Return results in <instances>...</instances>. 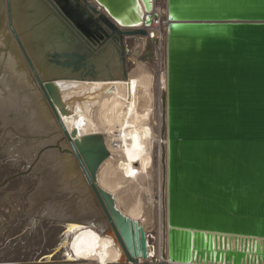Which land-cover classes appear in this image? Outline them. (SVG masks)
Wrapping results in <instances>:
<instances>
[{"label": "water", "instance_id": "obj_1", "mask_svg": "<svg viewBox=\"0 0 264 264\" xmlns=\"http://www.w3.org/2000/svg\"><path fill=\"white\" fill-rule=\"evenodd\" d=\"M48 1L88 47L111 40L123 58L124 37L145 35L138 28L158 17L154 0H94L105 13L88 0ZM166 9L162 263H148L155 249L143 227L96 186L108 158L103 137L70 141L71 149L122 251L119 264H264V0H167ZM147 50L141 59L153 58L151 42Z\"/></svg>", "mask_w": 264, "mask_h": 264}, {"label": "bare ground", "instance_id": "obj_2", "mask_svg": "<svg viewBox=\"0 0 264 264\" xmlns=\"http://www.w3.org/2000/svg\"><path fill=\"white\" fill-rule=\"evenodd\" d=\"M44 1L0 0V112H10V108L15 104L14 94L21 92L25 95L26 105H29L28 113L23 109V114H28V119H37L31 126L40 128V131H45L47 135L51 134L50 138L38 142V147L44 146L40 150H46L47 147L51 149L43 151L47 168L40 166L48 173V177L38 175L40 178L35 180L38 181L37 185L42 184L40 187L45 184L38 188L40 194L37 198L36 192L34 193L32 201L35 200V204L31 210L36 211L37 205L48 201L47 198L54 192L51 189L63 188L62 190H70V195L65 199L67 207L70 206L69 213L80 215L85 218V222L89 219L90 225L95 223L98 227L88 229L85 239L76 235L77 233L72 234L74 231L70 233L71 227L58 232L43 233L41 242L35 240V237L26 238V241L34 240L31 246L33 250H26V253L17 252L16 256H5L6 258L0 259V264H36L42 256L45 258L39 262L41 264L122 262L123 254L115 244L113 233L101 231L108 225L70 145V141L76 143L92 135L102 136L108 151V158L98 171L96 186L114 197L117 209L125 216L126 201L129 200L132 220L138 221L143 227L150 246L155 242L158 244L157 248L154 246V255H149L150 249L148 250V263H162L161 255L165 246L162 188L166 182L162 147L164 145L165 151L167 150V140L162 138L161 128L162 94L167 83V0H154L152 14L158 15L157 19L153 20L151 26L138 28L145 30V35L124 37V58L120 55L119 45L111 40L99 49H102L99 53H94L59 10L48 0ZM88 2L105 13L94 0ZM72 3L77 7L74 0ZM150 42L153 45V58L150 60L146 57V60H143L141 58L148 54L147 46ZM63 46L67 48L62 49ZM80 65H84V69L76 70ZM124 66L126 80L123 75ZM20 119L23 118L20 116ZM24 120L26 121V117ZM27 126L26 130L29 131L31 128H27L30 124ZM31 131L32 135L34 132ZM40 150L37 153L39 157ZM133 152L139 153L138 156L136 154L137 163L140 162L138 165L133 163ZM133 164L138 168L135 169ZM30 176L28 179L34 178ZM26 179L7 184L8 187L4 188L2 194L5 195V190L10 193L22 185H27ZM1 180L0 178V182ZM23 189L26 190L25 187ZM63 192L65 193V190ZM59 198L57 200H60ZM57 200L52 204L57 203ZM95 217L97 219L92 221ZM17 239L18 236L12 237L9 242ZM145 262L140 259L138 264Z\"/></svg>", "mask_w": 264, "mask_h": 264}, {"label": "rangeland", "instance_id": "obj_3", "mask_svg": "<svg viewBox=\"0 0 264 264\" xmlns=\"http://www.w3.org/2000/svg\"><path fill=\"white\" fill-rule=\"evenodd\" d=\"M47 5H48V7L50 9H52L49 4H47ZM0 15H1V6H0ZM61 48L64 49V48H67V47L63 46ZM101 50H99L98 52L94 51V53L97 54ZM125 71H126V68H125V70H123L124 77H125ZM0 78H1V75H0ZM125 80H126V77H125ZM4 91H6V90H4ZM129 93L130 92H129V89H128V94ZM2 96L5 97L4 94ZM14 96H15V97H13L14 98L13 102H15L14 107L18 106L17 107L18 109L17 108L15 109L14 107H12V108H10V112H7V113H1L0 112V115H1L0 116V178L2 179L1 180L2 182H0V183L3 184V185L0 184V186H1L0 189L2 188V190H0V192H1V195H0V198H1L0 199V259L1 258L4 259L5 256L6 257L16 256L17 252L26 253V250L31 252V250H33V248L31 246H32V243H34V240H33V242L31 240L26 241V238L28 239L29 237H31V238L35 237V240L38 239L41 242V240H42L41 235L43 233L47 234V233H51V232H54V231L58 232V231H61L62 229L71 227L72 230H71L70 233H72L74 231L72 234L77 233L76 235L81 236L82 238L85 239L88 229L90 230L91 227H92V229H97V227H98V226H95L96 225L95 223H93V225L92 224L90 225L89 219L88 220L86 219V222L88 221L86 223L85 222V218H82L80 215L79 216H74L73 213H69L70 211H69L68 208L70 206L68 205V207H67V205H66L67 203H66L65 199L70 195V193H69L70 190L68 191V190L64 189L65 190V193H64L63 192L64 190H62L63 188L62 189L58 188L59 189L58 190V189H56V187H54V189L56 191L54 189H51L54 192L52 191L53 194H51L47 198L48 201L45 200L46 201L45 204L43 202L40 203V205H42V204L44 205V206L42 205L43 208L40 205L36 204L38 206V208L35 207L36 211H32L31 210L32 209V205L35 204L34 203L35 200H34V202L32 201L33 198L35 197V195H36V198H37L39 196V194H40V189H38V188H42L44 186V184H45V183H43V186L40 187V185H42V184L37 185L36 182H38V181H35V180H37V178H40L42 176H44V178L48 177V173H46V171L43 170V168H47V166H46L47 164H45V161H44L45 157H43V151L51 149L50 147H47L46 150H44V149L40 150L44 146H42L41 148L38 147L39 146L38 142H39V140L42 141V139L50 138L49 136H51V134L47 135L45 133V131H43V130L40 131V128L31 126V125H34L36 123L37 119H33V118L32 119H28V114H26V116L24 115L25 114L24 111L27 110L26 113H28V106H29V105L28 106L26 105L27 103L25 102V99H24L25 95L22 94L21 92H18L16 94H14ZM11 97H12V94H11ZM15 98H16V100H15ZM23 101H24L25 105L22 104ZM21 105H24V106L21 107ZM13 108H14L15 111L13 110ZM23 109H24V111H23ZM23 112H24V114H23ZM22 114H23V116H22ZM19 115L23 119H20ZM16 116H18L19 118L17 119ZM24 116L26 117V121L28 120L27 122L24 120L25 119ZM28 122H29L30 126H29ZM26 125L29 126V127L27 126L28 127L27 129L29 130V128H31L32 131H31V129L29 131H27L26 130ZM33 128H34V131H33ZM30 131H31V133L32 132H34V133H32V135H31ZM36 132L38 133V135H37ZM17 134H20V135H17ZM22 134H24V135H22ZM38 137H40V138H38ZM27 142L29 144H27ZM33 145H34L35 148L33 147ZM136 145H137V141H136ZM38 150L42 151V152L39 151V155L41 154L40 157L37 156ZM32 151H33V153H32ZM135 152H133V154H132L133 157L135 158L133 163H136L138 165L140 162L137 163L136 154L138 156L139 153H135ZM33 160H35V161H33ZM76 160H77V158H76ZM43 163H44V165H43ZM29 164H30V166H29ZM77 164L80 167L78 160H77ZM40 165L43 166V168ZM35 167L37 169L40 167V169L37 170ZM133 167H135V169L138 168V166H136L135 164H133ZM80 169H81V167H80ZM137 171L139 172L140 169H138ZM82 173H83V171H82ZM27 174H29V175H27ZM30 175L34 176V178L33 179L32 178L28 179L29 177H31ZM25 179H26V181H28L26 183L27 185H25V186L22 185V186L19 187L20 189L18 188L19 190L18 189H14V190L10 191V193L7 192V190H5L4 194L6 196L2 194V191L4 190V188L6 189L8 187L7 184H9L11 182H16L18 180H25ZM46 184L48 185V183H46ZM24 187L26 188V190L23 189ZM14 188H16V187H14ZM34 188L38 189V190H35ZM16 191H19V192H16ZM37 191H38V193H37ZM35 192H36V194L34 195ZM54 193H55V195H54ZM62 194H64V195L66 194V195L62 196ZM52 195H53L54 198L52 197ZM58 196L61 197V199L64 200V201H60L61 199ZM57 198H59L60 200H57ZM55 199L57 200V203H55L56 205L55 204L53 205L52 204L53 201L56 202ZM49 202H50V204H49ZM59 203L60 204L62 203V204L60 205ZM129 204H130L129 200H128V202L126 201V207H127L126 216L129 219L132 220V215H131L132 214V212H131L132 208H131V206ZM45 205H46V207H45ZM65 205H66L67 208L64 207ZM129 207H130V209H129ZM59 208H60V210H59ZM62 208H64V210H62ZM65 208L68 209V210L65 211L66 210ZM26 210H27V213H26ZM28 211L31 212V213H29ZM57 212H58V214H57ZM60 212H61V214H60ZM70 214L73 215V218H72V216ZM53 215H54V217H53ZM62 215L64 216V220H63V216ZM69 216H71V217H69ZM79 217H81V218H79ZM73 219H75L76 221L78 220L80 222H82V221L83 222L82 223H79V222L76 223V221H74ZM57 221H59V222H57ZM64 221H65V223H64ZM56 225H58L59 227L58 226L56 227ZM80 226H83V227H80ZM39 227H40L41 230L39 229ZM26 230H27V232H26ZM105 230H106V227H105V229H101V231H105ZM111 234H109V235H111ZM153 234L155 235V233H153ZM15 236H18V239L9 242L11 240V238L15 237ZM37 236L39 238H37ZM9 237H11V238H9ZM91 238H90V240H91ZM7 241L9 243H7ZM153 244H154L153 246H155V248L158 247V246H156V244H157L156 242L153 243ZM37 249L40 250V248H38V247H37ZM67 249H69V248H67ZM70 249L72 250V248H70Z\"/></svg>", "mask_w": 264, "mask_h": 264}]
</instances>
